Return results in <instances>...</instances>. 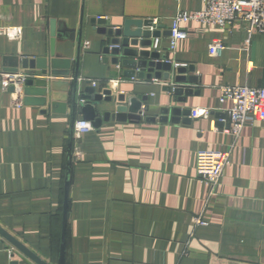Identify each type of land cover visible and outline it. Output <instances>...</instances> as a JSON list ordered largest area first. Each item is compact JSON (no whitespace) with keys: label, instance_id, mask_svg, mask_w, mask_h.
I'll use <instances>...</instances> for the list:
<instances>
[{"label":"crops","instance_id":"obj_1","mask_svg":"<svg viewBox=\"0 0 264 264\" xmlns=\"http://www.w3.org/2000/svg\"><path fill=\"white\" fill-rule=\"evenodd\" d=\"M202 7V0H0V27L21 28L15 40L0 34V70L9 72L17 59L24 72L23 57L47 56L51 20L68 37H56L54 49L71 60L69 74L41 77L46 105H17L0 85V228L42 261L57 263L68 181L65 264H264V120L243 128L212 191L196 174L199 150L232 142L220 130L232 105L219 101L220 88L264 87V36L253 32L248 42L239 18L222 28L189 20L180 24L186 38L169 50L176 13ZM93 18L115 26L151 19L160 34L149 49L195 76L194 92L173 93L165 89L172 81L127 76L122 65L103 61ZM213 39L224 45L218 56L208 53ZM87 86L122 94L117 104L127 108L135 98L139 118L103 120L117 104L102 101L99 125L90 121L76 137L83 102L73 106L71 95ZM165 107L181 110L178 122L158 120ZM197 107L209 116L182 112ZM196 216L205 224H194ZM0 264L36 263L0 234Z\"/></svg>","mask_w":264,"mask_h":264},{"label":"water","instance_id":"obj_2","mask_svg":"<svg viewBox=\"0 0 264 264\" xmlns=\"http://www.w3.org/2000/svg\"><path fill=\"white\" fill-rule=\"evenodd\" d=\"M91 23L97 33L102 36L103 61L109 60L112 64L122 65L126 69L124 73L127 76L138 79L145 77L146 79L156 80L163 78L164 80L172 81L171 83L173 84L165 86V89L170 90L172 87L173 93L181 94L184 92L185 94H191L194 92V88L190 86V84L197 81L195 76L186 78L183 76V73L186 71L183 66L174 68L165 55H161L157 50L149 49L152 38L160 34L158 29L159 26L154 28L151 19L126 18L120 25L115 26L105 18H93ZM49 31L51 39L48 55L34 58L23 57L20 60V67L22 71H24L23 74L25 76L22 80H18L17 82L21 85L22 101L26 105L44 106L48 103L47 85L45 86L47 82L42 80L43 78L41 77L67 76L69 74L71 60L56 56L54 49L55 38H68L67 34L57 31L53 20L50 21ZM168 32L170 31L168 30ZM190 71H192V68H190ZM9 72H19L17 59L16 62H13V68L9 70ZM74 77H77L76 70L74 72ZM185 81H187L188 84H182ZM7 91L13 93L15 87L11 85L7 88ZM77 98H80L83 102L79 104L83 118L91 121L95 126H98L101 121L95 109L97 105L102 101L113 102L114 104L124 101V96L122 94L114 96L109 89H105L100 93L92 86L85 87L83 93L78 94V96L76 87H74L71 95V103L73 106L76 105ZM128 102H130L128 108L126 105L117 104L113 113L105 112L103 120H107L110 117L119 120H124L125 118L133 120L138 119L140 114V102H137L135 98H130ZM62 110L63 108H59V111ZM182 112L189 116L190 109H185ZM179 113H181V110L177 107H165L161 109L158 120L166 121L170 119L172 122H178ZM147 119L154 120V117H149ZM182 121L186 122V119ZM67 194L68 181H66L64 188L61 239L56 264H65ZM0 234L36 264H47L2 228H0Z\"/></svg>","mask_w":264,"mask_h":264},{"label":"built area","instance_id":"obj_3","mask_svg":"<svg viewBox=\"0 0 264 264\" xmlns=\"http://www.w3.org/2000/svg\"><path fill=\"white\" fill-rule=\"evenodd\" d=\"M203 7L195 12L178 11L173 17L169 28L170 43L169 50L173 51L176 42L184 39L187 32L182 29L181 23L189 20L201 22L206 26L222 28L235 19H242L247 23V33L249 38L253 32L264 36V0H202ZM0 34L5 35L10 40L18 39L21 35V28L17 26H2ZM88 42H85L87 45ZM158 45V39L154 42V47ZM224 49L221 40L213 39L208 45V53L212 56H218ZM183 66L175 63L174 67ZM23 72L11 73L0 70V85L2 89L14 86L17 105L22 102L21 85L18 80L24 78ZM88 82L95 86V81L88 79ZM173 91V88L171 87ZM219 101L230 100L232 105L226 110L225 126L220 130L231 137L230 148L227 149H204L197 152L196 174L200 180L205 182L211 191L219 184L224 175L225 167L231 161L232 147L240 136L243 128L256 121L264 120V87H252L249 85H224L220 88ZM210 111L207 108H191L190 118H207ZM92 125L88 120H77L73 126L74 134L79 137ZM75 154H79L75 151ZM196 225L205 224L201 217L193 218Z\"/></svg>","mask_w":264,"mask_h":264}]
</instances>
